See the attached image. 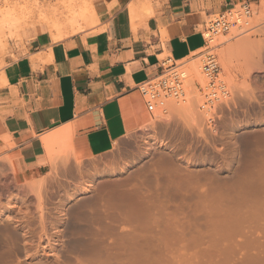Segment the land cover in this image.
Listing matches in <instances>:
<instances>
[{
	"label": "rangeland",
	"instance_id": "rangeland-1",
	"mask_svg": "<svg viewBox=\"0 0 264 264\" xmlns=\"http://www.w3.org/2000/svg\"><path fill=\"white\" fill-rule=\"evenodd\" d=\"M94 1L0 0V57L74 35L50 17L85 12L79 32L94 28ZM252 21L216 41L229 98L213 122L195 86L207 79L186 65L184 99L109 155L24 183L0 160V264H264V2Z\"/></svg>",
	"mask_w": 264,
	"mask_h": 264
},
{
	"label": "crops",
	"instance_id": "crops-1",
	"mask_svg": "<svg viewBox=\"0 0 264 264\" xmlns=\"http://www.w3.org/2000/svg\"><path fill=\"white\" fill-rule=\"evenodd\" d=\"M244 1L264 2L95 0L94 28L9 44L0 57V160L15 181L105 157L147 126L153 116L138 85L158 75L163 60L200 51L207 19Z\"/></svg>",
	"mask_w": 264,
	"mask_h": 264
},
{
	"label": "built area",
	"instance_id": "built-area-1",
	"mask_svg": "<svg viewBox=\"0 0 264 264\" xmlns=\"http://www.w3.org/2000/svg\"><path fill=\"white\" fill-rule=\"evenodd\" d=\"M253 14L254 5L250 1H244L212 15L204 23L201 30L204 46L193 57L199 61L200 71L208 80L206 87L195 84L198 93L202 95L200 109L207 114L214 109L216 111L217 106L229 98L228 89L220 80V66L216 55L219 45L216 41L219 37L231 33L236 36L249 33L253 29ZM185 81L186 73L181 69V65L163 60L160 73L140 83L137 89L153 116L156 112L165 113L169 101L181 102L184 99ZM215 116L216 114L211 113L208 122H213Z\"/></svg>",
	"mask_w": 264,
	"mask_h": 264
},
{
	"label": "bare ground",
	"instance_id": "bare-ground-1",
	"mask_svg": "<svg viewBox=\"0 0 264 264\" xmlns=\"http://www.w3.org/2000/svg\"><path fill=\"white\" fill-rule=\"evenodd\" d=\"M88 9V8H87ZM86 9V10H87ZM87 11H89V13L91 14V16H95L96 15V11H95V8L94 7H92V9H91V11H90V9L89 10H87ZM83 15H81V16H79V17H72L70 20H68V21H64V22H58V21H51L50 19H51V17L49 18V20L48 19H46V20H48V21H50V32L52 33L53 31H57L59 34L58 35H60V38H62V36H61V31H67V33H70V34H76V33H78L79 31H80V29H82V27H80V23H82L83 21H86L85 19H87L88 17V15H85L86 13L85 12H83L82 13ZM97 18V17H96ZM93 21H94V19H93ZM84 23V22H83ZM52 35V34H51ZM235 37H238V36H235ZM241 37H245V35H243V36H241ZM228 40H230V39H228ZM239 41H245V39L244 38H239L238 39ZM237 40V41H238ZM219 46H220V44H218ZM218 46V47H219ZM217 47V48H218ZM217 50V49H216ZM197 52H199V51H196L195 53H197ZM194 54V53H193ZM195 55V54H194ZM194 55H192L190 58H188V61H187V59H186V61H185V63H177L178 65H181V69L182 70H184L185 71V73H186V79H187V71H186V69H184V66H188V65H190L193 69H194V72H195V74L197 75V77H199V78H201L202 76H201V74H202V72L200 71V67H199V70H198V67L196 66V61H198V60H196V59H194ZM217 55V54H216ZM200 71V72H199ZM221 72V71H220ZM201 73V74H200ZM204 76V75H203ZM205 77V76H204ZM206 78V77H205ZM207 79V78H206ZM221 80V79H220ZM222 81V80H221ZM187 82V81H186ZM223 82V81H222ZM207 83H208V80H207ZM41 184H39V185H37L35 188L36 189H40L41 188ZM92 243V242H91ZM94 244V243H93ZM92 245V244H91ZM91 248V247H90Z\"/></svg>",
	"mask_w": 264,
	"mask_h": 264
}]
</instances>
